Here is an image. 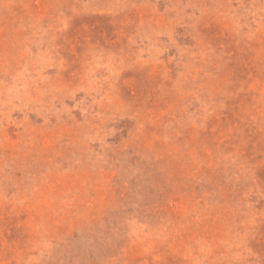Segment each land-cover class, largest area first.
Wrapping results in <instances>:
<instances>
[{"label":"rangeland","instance_id":"rangeland-1","mask_svg":"<svg viewBox=\"0 0 264 264\" xmlns=\"http://www.w3.org/2000/svg\"><path fill=\"white\" fill-rule=\"evenodd\" d=\"M0 264H264V0H0Z\"/></svg>","mask_w":264,"mask_h":264}]
</instances>
